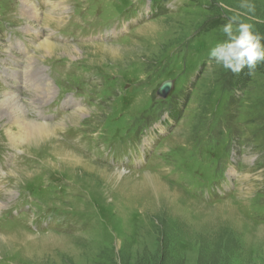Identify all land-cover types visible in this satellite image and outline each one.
Wrapping results in <instances>:
<instances>
[{"label": "rangeland", "instance_id": "374dc122", "mask_svg": "<svg viewBox=\"0 0 264 264\" xmlns=\"http://www.w3.org/2000/svg\"><path fill=\"white\" fill-rule=\"evenodd\" d=\"M242 2L0 0V22L23 41L17 52L0 34L8 80L0 93L25 92L30 120L56 127L59 144L111 170L57 168L48 150H16L8 135L16 117L0 109V237L28 233L24 247L0 250V262L264 264V63L262 72L233 74L207 62L232 16L264 35V0H250L251 12ZM42 41L81 52L46 57ZM94 46L114 47L119 58ZM38 70L46 74L29 82ZM76 90L90 99L67 107ZM146 174L184 197L155 195Z\"/></svg>", "mask_w": 264, "mask_h": 264}, {"label": "bare ground", "instance_id": "6f19581e", "mask_svg": "<svg viewBox=\"0 0 264 264\" xmlns=\"http://www.w3.org/2000/svg\"><path fill=\"white\" fill-rule=\"evenodd\" d=\"M37 10H38V8H37ZM27 33H29V32H27ZM38 46L40 48V53H42L46 57H56V56L62 57V55H66L68 57H75L76 55L79 56V54L81 52V51H79L80 50L79 48H69L68 46L56 45V44H53V43H50L47 41L40 42V45H38ZM93 50H94V52L92 51L91 53H94L96 55H98V54L103 55L104 53L105 54L107 53V55L112 56L113 59H118L119 55H120V53H114V50H115L114 47H109V46H106V47L105 46H94ZM82 55H80V57H82ZM24 56H26V55H24ZM40 57L42 58V56H40ZM20 62H22V61H20ZM23 62H24V60H23ZM23 76H24V74H23ZM47 89H50V88H47ZM47 89H45V90L47 91ZM22 93H25V92H22ZM22 93L19 92V89H15V88H13L11 91L9 90L7 92H1L0 93V109H2V110L6 109L11 114L13 113V115L16 117L14 125L12 124L13 126L8 130V135H9L12 143L16 147V150H19V149L25 150L26 153H28V152H41L44 150H48V154L51 155V157L55 156L58 159V164H53L52 161H49V164L54 166V167H57V168L64 167V168L75 169L77 167H82L88 171L98 172L102 175H105L106 173H109L111 171L110 169H108V167L103 169L104 167L101 168V167H98V166L92 164L90 161L85 160L84 157L79 156L76 153H74L71 150V148H69L68 146H63V145L59 144V142H58L59 136H58V131H57L56 127H53L52 125L47 124V123H41V122H36L34 120H30L26 116V114L24 113L25 104L28 101V97H26L25 95H22ZM35 95H33V96H35ZM39 96H41V95H39ZM26 107H27V105H26ZM41 107H43V106H41ZM77 112H79V110ZM76 115H78V114L75 113V116ZM7 118H9V117H7ZM72 118L74 119V117H72ZM74 120H76V119H74ZM114 172H116L117 174H123L122 170H117ZM125 172H128V170ZM144 177H145L144 181H146V180L150 181L151 187L147 183L142 182L141 186L139 188L140 191H142V192L145 191L147 189V187L149 186L150 188H152L156 192L155 195L169 196L173 200L174 199L180 200L182 197H184V194L180 190H178L177 188H174V191H170V189H171L170 185H167L166 183H164V181H162L160 177L152 176L149 174H146ZM150 188H149V191H150ZM179 192L181 193V195ZM188 201L191 203L190 207L195 205L194 201H191L190 199ZM0 205H1V203H0ZM27 234L21 233L20 235L14 234L11 236L0 237V250L1 249H5V250L17 249L18 250V248H19L18 244H21L24 247L25 246V240H26V238L28 239ZM20 249H21V247H20Z\"/></svg>", "mask_w": 264, "mask_h": 264}, {"label": "clouds", "instance_id": "9594fccd", "mask_svg": "<svg viewBox=\"0 0 264 264\" xmlns=\"http://www.w3.org/2000/svg\"><path fill=\"white\" fill-rule=\"evenodd\" d=\"M241 6L249 12L254 10L250 0H243ZM221 33L223 39L218 40L207 52L209 65L214 64L233 74H239L247 68L251 74L257 63L264 62V35L258 33L252 24L232 16L221 28Z\"/></svg>", "mask_w": 264, "mask_h": 264}, {"label": "water", "instance_id": "95a60500", "mask_svg": "<svg viewBox=\"0 0 264 264\" xmlns=\"http://www.w3.org/2000/svg\"><path fill=\"white\" fill-rule=\"evenodd\" d=\"M173 86V82L166 81L164 82L161 87L158 90V95L162 98L165 99L169 95L171 89Z\"/></svg>", "mask_w": 264, "mask_h": 264}, {"label": "trees", "instance_id": "16d2710c", "mask_svg": "<svg viewBox=\"0 0 264 264\" xmlns=\"http://www.w3.org/2000/svg\"><path fill=\"white\" fill-rule=\"evenodd\" d=\"M261 63H264V62H259V63H257V65H256V67L252 70V72H262V69L261 68H264V66L263 67H258Z\"/></svg>", "mask_w": 264, "mask_h": 264}]
</instances>
